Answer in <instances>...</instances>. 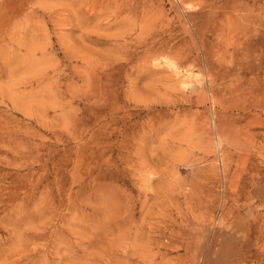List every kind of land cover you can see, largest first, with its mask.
I'll return each instance as SVG.
<instances>
[{
	"label": "rangeland",
	"instance_id": "rangeland-1",
	"mask_svg": "<svg viewBox=\"0 0 264 264\" xmlns=\"http://www.w3.org/2000/svg\"><path fill=\"white\" fill-rule=\"evenodd\" d=\"M0 264H264V0H0Z\"/></svg>",
	"mask_w": 264,
	"mask_h": 264
}]
</instances>
